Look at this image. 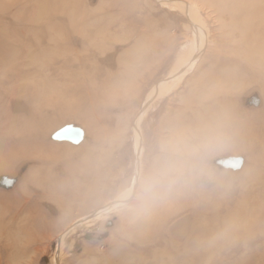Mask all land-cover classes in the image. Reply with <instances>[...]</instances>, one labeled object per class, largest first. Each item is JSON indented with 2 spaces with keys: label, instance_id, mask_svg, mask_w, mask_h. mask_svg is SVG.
<instances>
[{
  "label": "rangeland",
  "instance_id": "rangeland-1",
  "mask_svg": "<svg viewBox=\"0 0 264 264\" xmlns=\"http://www.w3.org/2000/svg\"><path fill=\"white\" fill-rule=\"evenodd\" d=\"M230 1L0 0V162L33 126L32 155L0 167V264H264V130L234 135L264 122V0ZM219 126L233 149L188 151L190 134ZM67 127L82 142L56 140ZM161 172L141 195L143 178Z\"/></svg>",
  "mask_w": 264,
  "mask_h": 264
},
{
  "label": "bare ground",
  "instance_id": "bare-ground-1",
  "mask_svg": "<svg viewBox=\"0 0 264 264\" xmlns=\"http://www.w3.org/2000/svg\"><path fill=\"white\" fill-rule=\"evenodd\" d=\"M232 1V0H231ZM230 1V2H231ZM244 1V0H243ZM252 1H254V0H252ZM255 1H257V3H258V1L260 2V0H255ZM255 1H254V3H255ZM184 2V1H183ZM225 2H226V0H225ZM233 2V1H232ZM245 3L247 2V1H244ZM235 4L237 3V2H234ZM253 3V2H252ZM254 3H253V5H254ZM257 3H255L256 5V7H257ZM232 5H233V3H231ZM234 4V5H235ZM247 4V3H246ZM237 5V4H236ZM259 5H260V3H259ZM262 5V4H261ZM175 7V6H174ZM234 7V10H236L235 9V7L236 6H233ZM252 7H254V6H252ZM251 7V8H252ZM242 8V7H241ZM241 8H239V9H241ZM247 7H245V9H246ZM249 8V7H248ZM260 8V7H259ZM129 9H131V8H129ZM128 9V10H129ZM133 9H135V8H133ZM244 9V10H245ZM256 9V8H255ZM255 9H253V12L254 11H256ZM129 11H131V10H129ZM147 11V10H146ZM239 11H242V10H238V13H239ZM246 11V10H245ZM260 11H263V10H260ZM259 11V12H260ZM236 12V11H235ZM257 12V11H256ZM256 12H254L255 14H256ZM264 12V11H263ZM128 13V12H127ZM141 13V12H140ZM243 13V12H242ZM247 13V12H246ZM258 13V12H257ZM261 13V12H260ZM124 14V13H123ZM192 14V12L189 10V15H190V18H191V15ZM126 15V14H125ZM124 15V16H125ZM130 15H131V13H130ZM129 15V16H130ZM238 15V14H237ZM240 15V14H239ZM242 15H244V14H242ZM253 14H251V16H252ZM119 16H121V15H119ZM123 16V15H122ZM195 16V15H194ZM231 16V15H230ZM247 16H249L248 14H247ZM257 16V15H256ZM256 16H254V18L256 17ZM253 17V16H252ZM251 17V18H252ZM114 18V17H113ZM123 18H125V17H123ZM245 18H246V16H245ZM251 18H249V20L251 19ZM258 18H259V16H258ZM115 19V18H114ZM119 19V18H118ZM248 19V18H247ZM142 20V19H141ZM233 20V19H232ZM243 20H244V18H243ZM257 20V19H256ZM110 21V20H109ZM132 21V20H131ZM136 21V20H135ZM241 21H242V19H241ZM246 21H248V20H246ZM245 20H244V22H245V24H247L248 22H246ZM251 21V20H250ZM257 21H259V20H257ZM145 22V21H144ZM233 22V21H232ZM231 22V23H232ZM244 22H243V24H244ZM251 23V22H250ZM261 23V22H260ZM255 24V23H254ZM193 25V24H192ZM237 25V24H236ZM240 24H238L237 26H239ZM259 25V24H258ZM247 26H249V25H247ZM263 26H264V24H263ZM263 26H262V28H263ZM136 27V26H135ZM197 27V26H196ZM229 27H230V25H229ZM249 27H251V26H249ZM254 27V26H253ZM133 28V27H132ZM230 29V28H229ZM238 29V28H237ZM236 29V30H237ZM242 29H243V27H242ZM248 29V28H247ZM260 29V28H259ZM132 30V29H131ZM231 30V29H230ZM229 30V31H230ZM256 30H258V29H256ZM264 30V29H263ZM234 31V30H233ZM252 31V30H251ZM196 32L198 33L197 34V38L199 37V40L201 39V40H203V38H204V32H203V30L202 29H196ZM258 32H259V30H258ZM257 32V33H258ZM228 33V32H227ZM237 33V32H236ZM246 33H248V32H246ZM254 33H255V31H254ZM249 34V33H248ZM262 34H264V33H262ZM261 34V35H262ZM60 35H61V33H60ZM235 35V34H234ZM250 35V34H249ZM260 35V36H261ZM255 36H256V34H255ZM51 37H53V35L51 36ZM56 37V36H55ZM228 37H229V34H228ZM59 38H60V36H59ZM61 38H62V36H61ZM67 38V37H66ZM223 38L225 39V38H227V37H225V34H224V36H223ZM49 39V38H48ZM57 39V41L59 42V40H58V38H56ZM56 39L54 40L53 39V41H56ZM65 39V38H64ZM221 39H222V37H221ZM244 39V38H243ZM248 39V38H247ZM250 39H253L252 37L250 38ZM262 39V38H261ZM51 40V39H50ZM50 40H48V42L50 41ZM186 40V39H185ZM53 41H50V42H53ZM137 42V41H136ZM139 42V41H138ZM223 42H224V40H223ZM257 43H258V41H256ZM61 43H64L63 41L61 42ZM239 43V42H238ZM245 43V41L243 42V44ZM255 43V42H254ZM51 44V43H50ZM202 44H204L203 42H202ZM226 44V43H225ZM135 45V44H134ZM240 45H242V43L240 44ZM264 45V44H263ZM255 46V45H254ZM261 46V45H260ZM64 47V46H63ZM136 47V46H135ZM196 47V46H195ZM231 47H235V46H231ZM237 47V46H236ZM262 47V46H261ZM1 48V47H0ZM54 48V46L51 48V50ZM134 48V47H133ZM197 48H198V45H197ZM196 48V49H197ZM229 48V47H228ZM228 48L226 47V49H227V51H231V50H228ZM237 48H239V47H237ZM244 48H245V46H244ZM257 48H259V47H257ZM50 49V48H49ZM56 49V48H55ZM54 49V50H55ZM97 49V48H96ZM236 49V48H235ZM98 50V49H97ZM101 50V49H100ZM128 50H130V48L128 49ZM131 50H132V48H131ZM134 50V49H133ZM261 50H263V47L261 48ZM47 51V50H46ZM201 51H202V49H201ZM225 51V50H224ZM248 51H250V49H248ZM264 51V50H263ZM27 52V51H26ZM31 52V51H30ZM55 52V51H54ZM53 52V53H54ZM106 52V51H105ZM49 53H51L50 51H49ZM56 53H57V51L55 52V54L54 55H56ZM61 53V52H60ZM134 53V52H133ZM64 54V53H63ZM61 55V56H64V55ZM129 53H127V55H128ZM200 54V53H199ZM252 54V53H251ZM10 55V54H9ZM66 55V54H65ZM132 55V54H131ZM198 55V54H197ZM232 55V54H231ZM230 55V56H231ZM253 55V54H252ZM257 55V54H256ZM130 56V55H129ZM235 56V55H234ZM253 56H255V55H253ZM9 57V56H8ZM12 57V56H11ZM60 56H58L57 58L58 59H60L59 58ZM182 57V56H181ZM189 57V56H188ZM187 57V59H189ZM192 57V56H191ZM247 57V56H246ZM249 57H251L250 55H249ZM258 57V56H257ZM257 57H255V58H257ZM261 59H262V57L261 56H259ZM78 59H79V57H77ZM196 58L197 57H195L194 56V58L193 59H189V63L187 64V62H186V60H185V63L187 64L186 65V67L185 68H183V69H181L180 70V72H179V75L185 70V69H187L188 67H191L190 65H192L193 64V62L196 60ZM220 58V57H219ZM243 58V57H242ZM253 58V57H252ZM78 59H74L75 61L76 60H78ZM130 59V58H129ZM254 59V58H253ZM226 60H228V59H226ZM263 61H264V59H262ZM130 61H133V58L130 60ZM220 61V60H219ZM229 61H231V60H229ZM248 61V60H247ZM260 62H261V60H259ZM51 62V61H50ZM215 62V61H214ZM234 62V61H233ZM255 62L256 63H258L259 64V62H258V60L256 61L255 60ZM75 63V62H74ZM185 63H183V64H185ZM212 63V62H211ZM237 63V62H236ZM242 63V62H241ZM240 63V64H241ZM4 64V63H3ZM48 65H49V63H47ZM213 64V63H212ZM230 64H232V63H230ZM255 64V63H254ZM52 65V64H51ZM211 65V64H210ZM245 65V64H244ZM256 65V64H255ZM77 66V65H76ZM178 66V65H177ZM176 66V67H177ZM233 66V65H232ZM236 66H237V64H236ZM179 67H182V66H180L179 65ZM255 67V66H254ZM258 67V66H257ZM74 68V67H73ZM203 68V67H202ZM211 68H213V66L211 67ZM220 68V67H219ZM223 68V67H222ZM225 68V67H224ZM223 68V69H224ZM227 68H229V67H227ZM227 68H225V69H227ZM238 68H239V65H238ZM245 68V67H244ZM256 68V67H255ZM259 68H260V66H259ZM46 70L48 69V67L47 68H45ZM91 69V68H90ZM190 69V68H189ZM205 70V69H204ZM239 70L240 71H242L240 68H239ZM245 70V69H244ZM247 70V69H246ZM260 70V69H259ZM90 71V70H89ZM174 71H176V70H174ZM235 71V70H234ZM238 71V70H237ZM249 71V70H248ZM261 71V70H260ZM263 71V70H262ZM71 72V71H70ZM72 72H74V71H72ZM84 72V71H83ZM83 72H81V73H83ZM94 72V71H93ZM185 72V71H184ZM216 72V71H215ZM214 72V73H215ZM219 72V71H218ZM232 72V71H231ZM247 71H245V73H246ZM250 72V71H249ZM62 73V72H61ZM176 73V72H175ZM200 73L202 74V72L200 71ZM199 73V74H200ZM213 73V74H214ZM219 73H221V72H219ZM225 73V72H224ZM227 73H230V72H227ZM235 73V72H234ZM237 73H239V72H237ZM241 73V72H240ZM248 73V72H247ZM261 73V72H260ZM258 74L257 73V75H262V74ZM63 74V73H62ZM70 74V73H69ZM72 74V73H71ZM200 74V75H201ZM206 74H207V72H206ZM223 74V73H222ZM254 75H255V73H253ZM175 75V74H174ZM217 75H219V74H217ZM230 75V74H229ZM231 75H233V74H231ZM254 75H252L251 77H253ZM61 76V75H60ZM72 76V75H71ZM204 76V75H203ZM223 76H224V74H223ZM250 76V75H249ZM64 77V76H63ZM74 77V76H73ZM76 77V76H75ZM175 77H177V76H173V77H171L170 78V81L171 80H173V79H175ZM200 77V76H199ZM230 77V76H229ZM229 77L225 80L224 78H221V81H223V80H225V82L227 81V85H228V80H229V84L231 85V83H230V80H231V78L232 77H234V79H236V76L234 75V76H231V78L229 79ZM246 78L245 76H243L242 75V78ZM68 78V77H67ZM90 78V77H89ZM88 78V79H89ZM201 78V77H200ZM207 78H209V77H207ZM206 78V79H207ZM58 79H60V78H58ZM201 79H203V78H201ZM240 80H243V79H241V78H239ZM247 79V78H246ZM209 80H211V79H209ZM248 80V79H247ZM59 81V80H58ZM65 81H66V79H65ZM202 81V80H201ZM204 81V80H203ZM220 81V82H221ZM236 81H237V79H236ZM249 81H250V79H249ZM249 81H248V83H249ZM206 82V81H205ZM232 82H233V80H232ZM47 83V82H46ZM51 83V82H50ZM67 83V82H66ZM66 83H65V85H66ZM92 83V82H91ZM168 83V82H167ZM166 83V84H167ZM207 83V82H206ZM238 82H236V84H237ZM52 84V83H51ZM83 84V83H82ZM85 84V83H84ZM166 84H160L161 86H162V88H161V86L159 87V89H163V87H165L166 86ZM200 84H201V82H200ZM215 84H218V83H215ZM239 84V83H238ZM244 84V83H243ZM243 84H242V87H241V89L243 88ZM49 85V84H48ZM79 85V84H78ZM86 85V84H85ZM91 85V84H90ZM93 85H94V82H93ZM92 85V86H93ZM202 86H203V84H201ZM205 85V84H204ZM223 85V84H222ZM226 85V84H225ZM252 85V84H251ZM53 86V85H52ZM51 86V87H52ZM57 86V85H56ZM55 86V87H56ZM91 86V87H92ZM99 86V85H98ZM220 86V85H219ZM218 86V87H219ZM248 86V85H247ZM87 87V86H86ZM95 87V86H94ZM229 87H231V86H229ZM240 86H238V88H239ZM253 87H254V85H253ZM49 88V87H48ZM54 88V87H53ZM156 89L155 90H153V92L150 94V98H153L154 96H155V94L157 95V92H158V89H157V87H155ZM213 88V87H212ZM232 88H236V87H232ZM247 88V87H246ZM245 87H244V89H246ZM249 88H250V86H249ZM60 89V88H59ZM58 89V90H59ZM57 90V91H58ZM93 90V89H92ZM97 90V89H96ZM220 90V89H219ZM222 90V89H221ZM229 90L230 91H232V89H230L229 88ZM238 90V89H237ZM45 91V90H44ZM54 91H55V89H54ZM57 91H55L56 92V95H57ZM61 91V90H60ZM161 91H163V90H161ZM235 91V90H234ZM234 91H232V92H234ZM244 91V90H243ZM64 92V91H63ZM168 92V91H167ZM201 92H203V91H201ZM239 92H240V90H239ZM242 92V91H241ZM46 93V92H45ZM49 93H51L50 91H49ZM96 93V92H95ZM97 93H98V90H97ZM97 93L95 94L96 96H98L97 95ZM217 93V92H216ZM220 93V92H219ZM226 94L228 93V92H225ZM238 93V92H237ZM244 93V92H243ZM242 93V94H243ZM47 94V93H46ZM54 94V93H53ZM74 94V93H73ZM163 94H165V93H163ZM202 94V93H201ZM201 94H198L199 96L201 95ZM204 94V93H203ZM221 94V93H220ZM223 95H224V93H222ZM229 94V93H228ZM245 94V93H244ZM264 94V93H263ZM70 95V94H69ZM72 95V94H71ZM87 95H88V93H87ZM159 95V94H158ZM216 95V94H215ZM262 95V94H261ZM50 96V95H49ZM81 96H83V95H81ZM218 96H219V94H218ZM233 96V95H232ZM46 97V96H45ZM67 98H68V96H66ZM80 97V96H79ZM89 97V96H88ZM87 97V98H88ZM156 97V96H155ZM158 97V96H157ZM215 99H216V97L215 96H213ZM223 97H225V96H223ZM222 97V98H223ZM259 97V96H258ZM57 99H58V97H56ZM71 98V97H70ZM80 98H82V97H80ZM84 98V97H83ZM90 98V97H89ZM235 98V97H234ZM241 98V97H240ZM261 99L263 98V96H261L260 97ZM59 99H60V97H59ZM62 99V98H61ZM200 99L203 101V99L200 97ZM264 99V98H263ZM67 100V99H66ZM98 100V99H97ZM101 100V99H100ZM153 100V99H152ZM51 101L52 102H55V99H51ZM71 101V100H70ZM210 101V100H209ZM240 101H241V99H240ZM260 101V100H259ZM264 101V100H263ZM46 102V101H45ZM66 102H69V101H66ZM79 102H81V101H79ZM78 102V103H79ZM87 102H88V100H87ZM184 102H185V100H184ZM195 102V101H194ZM205 102V101H204ZM207 102V101H206ZM217 102V101H216ZM220 102V101H219ZM227 102V101H226ZM59 103V102H58ZM93 103H94V101H93ZM224 103V102H223ZM223 103H222V105H223ZM264 103V102H263ZM46 104V103H45ZM185 104H189V105H191L190 103H185ZM65 105H66V107L68 106L67 105V103H65ZM78 105V104H77ZM80 105V104H79ZM84 105V104H83ZM93 105V104H92ZM91 105V106H92ZM100 105V104H99ZM188 105V106H189ZM217 105H218V103H217ZM229 105V107H230V104H228ZM76 106V105H75ZM74 106V107H75ZM82 106V105H81ZM85 106V105H84ZM95 106V105H94ZM97 106V105H96ZM149 106V105H148ZM192 106H195V105H193L192 104ZM191 106V107H192ZM73 107V108H74ZM185 107H187V105L185 106ZM216 107V106H215ZM214 107V108H215ZM232 108H233V106H231ZM189 108V107H188ZM187 108V111L189 110ZM194 108V107H193ZM200 108H203V107H200ZM199 108V109H200ZM223 108H224V106H223ZM258 108V107H257ZM66 109V108H65ZM76 109V108H75ZM93 109H94V107H93ZM195 109V108H194ZM217 109H219V108H217ZM254 109V108H253ZM47 110V109H46ZM67 110H68V108H67ZM72 110V109H71ZM203 110H205V108L203 109ZM220 110V109H219ZM224 111L225 110H227V108H225V109H223ZM232 110V109H231ZM236 110V109H235ZM234 109H233V112L235 111ZM95 111H96V109H95ZM192 111V110H191ZM190 111V112H191ZM206 111V110H205ZM216 111V110H215ZM222 110H220V112H221ZM62 112V113H61ZM74 112V111H73ZM72 112V113H73ZM194 112H197V111H195L194 110ZM193 112V113H194ZM199 112H200V110H199ZM217 112V111H216ZM45 113V112H44ZM43 113V114H44ZM60 113V115H58V116H60L61 117V119L63 118V119H67V118H69V115L71 114V116H72V113H70V110H68V111H60L59 112ZM192 113V112H191ZM190 113V114H191ZM201 114H203L202 113V111L200 112ZM52 114H53V112H52ZM57 114V113H56ZM219 114V113H218ZM214 115H216L215 113H214ZM227 115H228V113H227ZM230 115H231V113H230ZM193 116H195V118H196V115L194 114ZM232 116V115H231ZM54 118H55V116H53ZM74 117V116H73ZM184 117H186V116H184ZM200 117H202V116H199V118H198V120L199 119H201ZM204 117H206L205 115H204ZM211 117V116H210ZM209 117V118H210ZM50 118V117H49ZM179 118V117H178ZM183 118V117H182ZM187 119H188V117H186ZM207 118H208V115H207ZM207 118H206V120H207ZM234 118H235V116H234ZM51 119V118H50ZM174 119V118H173ZM190 119H191V117H190ZM204 119V118H203ZM203 119H202V121H203ZM215 119H216V117H215ZM52 120V119H51ZM53 120H55V119H53ZM176 120V119H175ZM192 120H193V118H192ZM205 120V121H206ZM225 120V119H224ZM228 120V117H227V119H226V121ZM235 119H232V121H234ZM237 120V119H236ZM249 120H250V117H249ZM36 121V120H35ZM172 121V120H171ZM180 121H181V119H180ZM183 121H185V120H183ZM219 121V120H218ZM37 122V121H36ZM173 122V121H172ZM198 122V121H197ZM201 122V121H200ZM204 122V121H203ZM207 122V121H206ZM34 124V122L32 121L31 122V124ZM40 123V122H39ZM174 123V122H173ZM187 123H188V121H187ZM196 122H194V124H195ZM202 123V122H201ZM208 123V122H207ZM225 123V122H224ZM32 124V125H33ZM47 124V123H46ZM189 124V123H188ZM228 124V123H227ZM231 124V123H230ZM36 125H37V123H36ZM40 125V124H39ZM51 125H53V123H51L50 121H48V126H51ZM174 125H175V123H174ZM184 125H186V124H184ZM202 125V124H201ZM207 126L208 125H210V123L209 124H206ZM34 126H35V124H34ZM43 126V125H42ZM54 126V125H53ZM187 126V125H186ZM185 126V127H186ZM230 126V125H229ZM33 128V126H30V123H27V124H25L24 126H23V129H21L20 131H19V133L16 135L17 137H19V138H16V140H17V147H15L11 152H9L8 151V149L7 148H5V151H6V162L4 163V162H0V167L1 166H3L4 164H10L12 161H14V160H17V159H19V158H24V157H30L32 154H30L29 152H27V151H24L23 149H25L27 146H28V144L30 143V136H29V134H30V130ZM36 127V126H35ZM57 127V126H56ZM181 127H183V125L181 126ZM205 127V126H204ZM210 127L211 126H209L208 128L210 129ZM222 127V126H221ZM31 128V129H30ZM38 128V127H37ZM194 128V127H193ZM206 128V127H205ZM205 128L203 129V130H205ZM212 128V127H211ZM219 128H220V126L219 127H215V128H213L212 129V131L210 130V132H205V131H203L202 129H201V131H197V132H193L192 134H190L191 136L188 138V151L190 150V151H192L193 152V154H194V152L196 151V150H200V145L203 143V142H206V143H210V144H208L209 146L208 147H206V148H203L202 149V154H200L199 153V155H196V154H194V155H196L197 157H202V158H208L209 157V155L211 154L212 155V153H217V152H224V151H228V150H231V149H233V144L231 145L229 142H228V138L231 136V132H221V135H219V131H222V130H224L223 128L221 129V130H219ZM227 128V127H226ZM41 129V128H40ZM196 129H200L199 127L198 128H196ZM183 130V129H182ZM188 130V129H187ZM186 130V131H187ZM195 130V129H194ZM260 130L262 131V130H264V122H262V121H260L259 120V122H257V121H255V120H251L247 125H241V127H240V129H238V131L236 130V132L234 133V135L236 136L237 135V133H238V135L239 134H244V135H246L247 137H245V136H240V138H245V139H247V140H253V139H255L257 136H258V134H259V132H260ZM206 131H208V130H206ZM40 132V131H39ZM181 132V131H180ZM190 132V131H189ZM188 131H187V135H189L188 133H189ZM183 133V132H182ZM50 134V133H49ZM41 135V134H40ZM184 135V134H183ZM186 135V136H187ZM234 135H232L231 136V138L230 139H233V136ZM178 136H180V134L178 135ZM214 136H219V138H220V141H218L219 143H217V142H215L214 140H213V138H214ZM21 138V141L19 140ZM42 138H43V136H42ZM179 139V138H178ZM185 139V138H184ZM222 139V140H221ZM57 140V139H56ZM219 140V139H218ZM55 142V141H54ZM178 142V141H177ZM184 142L185 141H183L182 142V144H184ZM186 142H187V140H186ZM19 143V144H18ZM57 143V142H56ZM59 143V142H58ZM236 143V142H235ZM180 145V144H179ZM174 147H175V145H173ZM170 147H172V146H170ZM184 147V146H183ZM243 147V146H242ZM142 148V147H141ZM185 148V147H184ZM40 149H41V146H40ZM45 149V148H44ZM57 149V148H56ZM234 149H236V145L234 146ZM250 149V148H249ZM177 150H180L179 149V146H178V149ZM32 151H38V148H33L32 149ZM171 151V150H170ZM235 151V150H234ZM173 152V154H174V151H172ZM191 152V153H192ZM198 152V151H197ZM200 152H201V150H200ZM44 154H45V152H43ZM51 153H52V151H51ZM58 153V152H57ZM180 153V152H179ZM179 153H177V154H179ZM183 153V152H182ZM193 154H191V155H193ZM186 155V154H185ZM190 155V156H191ZM35 156V155H34ZM176 156V155H175ZM182 156V155H181ZM187 156V155H186ZM243 156V155H242ZM169 157V156H168ZM174 157V156H173ZM183 157H184V155H183ZM192 157V156H191ZM165 158V157H164ZM171 158V157H170ZM167 159V158H166ZM172 159V158H171ZM180 159H182V158H180ZM179 159V160H180ZM188 165L189 164H193L192 162V158H189L188 157ZM169 160V159H168ZM191 160V161H190ZM177 161V160H176ZM182 161V160H181ZM185 161V160H184ZM183 162V161H182ZM158 163V162H157ZM167 164H170V163H167ZM174 164H176V163H173V165ZM181 164V163H180ZM165 166V165H164ZM168 166V165H167ZM185 166H186V161H185ZM156 167V166H155ZM179 167V166H178ZM170 167H168V169H169ZM174 168H177V166L176 167H174ZM164 169V168H163ZM162 169V167H161V170H163ZM172 169V168H171ZM184 169V168H183ZM186 169L188 170V168L186 167ZM167 170V169H166ZM177 170V169H176ZM175 170V171H176ZM178 170H179V168H178ZM182 170V169H181ZM170 171V170H169ZM173 171V170H172ZM165 172V171H164ZM177 172V171H176ZM175 172V173H176ZM180 172V171H179ZM179 172H178V174H179ZM166 173V172H165ZM173 173H174V171H173ZM164 174V173H163ZM167 174H168V172L166 173V176H167ZM165 175V174H164ZM165 177V176H164ZM169 181H172V180H169ZM171 185H173V184H171ZM184 186L182 185V188H183ZM180 189H181V187H180ZM185 189V188H184ZM170 191H171V189H170ZM173 191V190H172ZM183 191V190H182ZM168 192V191H167ZM229 192V191H228ZM176 193V192H175ZM184 193H187V192H184ZM173 194V193H172ZM166 196V195H165ZM170 196V195H169ZM165 198L166 197H164V198H162L163 200H165ZM161 199V198H160ZM161 199V200H162ZM168 199V198H167ZM166 199V200H167ZM160 200V201H161ZM187 201V200H186ZM164 202V201H163ZM166 203V202H165ZM188 204V203H187ZM149 205V204H148ZM147 205V209H150L151 207H149ZM159 205V204H158ZM161 205V204H160ZM163 206V205H162ZM145 207V206H144ZM149 207V208H148ZM143 208V207H142ZM146 208V207H145ZM255 209V208H254ZM142 210V209H141ZM146 210V209H145ZM155 210H156V208H155ZM148 211V210H147ZM150 211V210H149ZM164 211H166V210H164ZM156 212H158V211H156ZM152 213V212H151ZM159 213H161V212H159ZM144 214V213H143ZM145 214H147L146 212H145ZM153 214H154V212H153ZM161 214H163V213H161ZM136 215V214H135ZM164 215V214H163ZM148 217V216H147ZM152 217V216H151ZM159 217H161V215H159ZM144 218V217H143ZM162 218H164V216H162ZM162 218H161V220H162ZM151 219V218H150ZM148 220V219H147ZM152 220V219H151ZM144 221H146V220H144ZM149 221V220H148ZM153 222V221H152ZM234 222V221H233ZM233 222H232V224H233ZM236 222V221H235ZM240 222V221H239ZM245 222V221H244ZM224 223L225 222H223V224L222 225H224ZM237 223V222H236ZM154 224V223H153ZM230 226L232 225L231 223H228ZM227 224V225H228ZM238 224V223H237ZM236 224V225H237ZM240 224V223H239ZM246 224V223H245ZM235 225V224H234ZM233 225V226H234ZM244 225V224H243ZM2 226V225H1ZM232 226V228L231 229H233L234 227ZM219 227H221V226H219ZM223 227V226H222ZM227 227V226H226ZM236 227H238V226H236ZM235 227V228H236ZM150 228V227H149ZM228 229H230L229 227H227ZM1 229V228H0ZM227 229V230H228ZM230 229V230H231ZM223 230V229H222ZM233 230H236V229H233ZM232 230V231H233ZM151 231V230H150ZM149 231V232H150ZM217 232V231H216ZM223 232V231H222ZM218 233H220V231H218ZM146 238V237H145ZM5 239V238H4ZM3 240V239H2ZM15 262V261H14Z\"/></svg>",
  "mask_w": 264,
  "mask_h": 264
},
{
  "label": "water",
  "instance_id": "water-1",
  "mask_svg": "<svg viewBox=\"0 0 264 264\" xmlns=\"http://www.w3.org/2000/svg\"><path fill=\"white\" fill-rule=\"evenodd\" d=\"M84 133L81 129L75 127H67L56 133L55 139L59 141H70L75 144L82 142ZM237 163L239 161H236Z\"/></svg>",
  "mask_w": 264,
  "mask_h": 264
},
{
  "label": "clouds",
  "instance_id": "clouds-1",
  "mask_svg": "<svg viewBox=\"0 0 264 264\" xmlns=\"http://www.w3.org/2000/svg\"><path fill=\"white\" fill-rule=\"evenodd\" d=\"M161 178L162 172L145 176L143 178L141 195L148 194Z\"/></svg>",
  "mask_w": 264,
  "mask_h": 264
}]
</instances>
